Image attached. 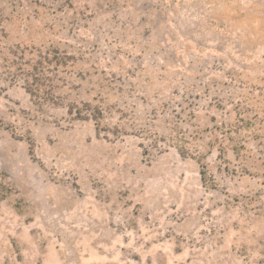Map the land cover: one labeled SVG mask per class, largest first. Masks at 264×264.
<instances>
[{
	"label": "rangeland",
	"instance_id": "374dc122",
	"mask_svg": "<svg viewBox=\"0 0 264 264\" xmlns=\"http://www.w3.org/2000/svg\"><path fill=\"white\" fill-rule=\"evenodd\" d=\"M0 264H264V0H0Z\"/></svg>",
	"mask_w": 264,
	"mask_h": 264
},
{
	"label": "trees",
	"instance_id": "16d2710c",
	"mask_svg": "<svg viewBox=\"0 0 264 264\" xmlns=\"http://www.w3.org/2000/svg\"><path fill=\"white\" fill-rule=\"evenodd\" d=\"M40 63H42V62H40ZM34 69H38V68L34 67ZM29 89H31L30 91L32 92V94H35V90H33V88H29ZM205 175H206V171L203 170V171H202V176H203V178H205Z\"/></svg>",
	"mask_w": 264,
	"mask_h": 264
}]
</instances>
